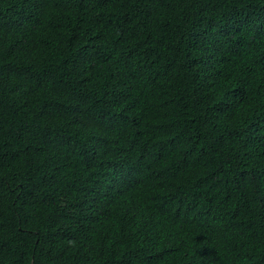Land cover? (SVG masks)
I'll return each mask as SVG.
<instances>
[{
  "label": "trees",
  "instance_id": "1",
  "mask_svg": "<svg viewBox=\"0 0 264 264\" xmlns=\"http://www.w3.org/2000/svg\"><path fill=\"white\" fill-rule=\"evenodd\" d=\"M0 264H264V0H0Z\"/></svg>",
  "mask_w": 264,
  "mask_h": 264
}]
</instances>
